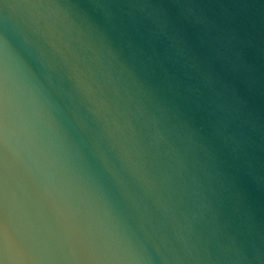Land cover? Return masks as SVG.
Instances as JSON below:
<instances>
[{
	"label": "clouds",
	"instance_id": "obj_1",
	"mask_svg": "<svg viewBox=\"0 0 264 264\" xmlns=\"http://www.w3.org/2000/svg\"><path fill=\"white\" fill-rule=\"evenodd\" d=\"M0 264H264V0H0Z\"/></svg>",
	"mask_w": 264,
	"mask_h": 264
}]
</instances>
